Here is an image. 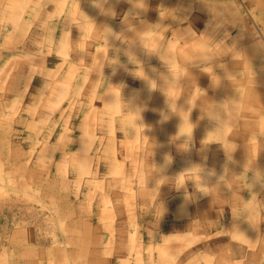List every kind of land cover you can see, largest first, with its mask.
<instances>
[{
    "label": "rangeland",
    "instance_id": "rangeland-1",
    "mask_svg": "<svg viewBox=\"0 0 264 264\" xmlns=\"http://www.w3.org/2000/svg\"><path fill=\"white\" fill-rule=\"evenodd\" d=\"M0 264H264V0H0Z\"/></svg>",
    "mask_w": 264,
    "mask_h": 264
},
{
    "label": "crops",
    "instance_id": "crops-1",
    "mask_svg": "<svg viewBox=\"0 0 264 264\" xmlns=\"http://www.w3.org/2000/svg\"><path fill=\"white\" fill-rule=\"evenodd\" d=\"M259 170H261V168H259ZM78 206H80V205H78ZM81 208L79 209V211H81L83 208H85V207H82V206H80ZM76 243H77V241H76Z\"/></svg>",
    "mask_w": 264,
    "mask_h": 264
}]
</instances>
